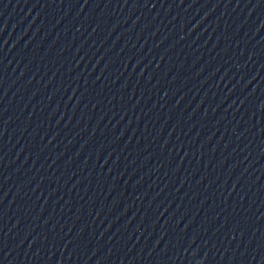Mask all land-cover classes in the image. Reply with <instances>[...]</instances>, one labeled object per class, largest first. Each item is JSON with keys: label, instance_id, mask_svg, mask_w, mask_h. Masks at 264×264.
<instances>
[{"label": "water", "instance_id": "95a60500", "mask_svg": "<svg viewBox=\"0 0 264 264\" xmlns=\"http://www.w3.org/2000/svg\"><path fill=\"white\" fill-rule=\"evenodd\" d=\"M0 264H264V0H0Z\"/></svg>", "mask_w": 264, "mask_h": 264}]
</instances>
